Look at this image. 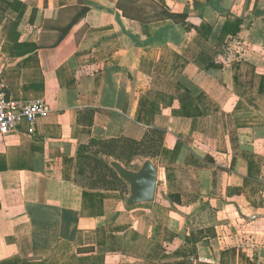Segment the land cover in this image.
I'll list each match as a JSON object with an SVG mask.
<instances>
[{
    "label": "crops",
    "instance_id": "0c3cea01",
    "mask_svg": "<svg viewBox=\"0 0 264 264\" xmlns=\"http://www.w3.org/2000/svg\"><path fill=\"white\" fill-rule=\"evenodd\" d=\"M0 87L48 106L0 136V264H264V0H0ZM152 131L153 202L76 179Z\"/></svg>",
    "mask_w": 264,
    "mask_h": 264
},
{
    "label": "trees",
    "instance_id": "16d2710c",
    "mask_svg": "<svg viewBox=\"0 0 264 264\" xmlns=\"http://www.w3.org/2000/svg\"><path fill=\"white\" fill-rule=\"evenodd\" d=\"M122 8L123 13L127 14L126 9L123 5H119ZM148 8L151 10V14L148 16L145 13L143 20L145 21H163V20H171L176 24H183L188 20V15L186 13L176 14L171 13L165 10L160 5L150 2L148 3ZM163 132L162 131H152L146 134L144 138L138 141H132L134 144L142 145L147 148V150H151V152H147L145 158L154 159L158 156L162 143H163ZM120 140H124L120 139ZM120 140H111V141H97L92 140L88 145H83L80 147V150L77 155V166H76V179L78 178L80 182L84 185V187H91L93 188L95 185H103L108 189H119L122 192L128 193L126 183L118 176V174L112 168L109 171L108 177H110L109 181L105 178L107 175L100 174L98 171L96 172L94 169H89L84 165V162L87 161L89 158L88 151L90 150L91 146H104L106 144H111L114 142H119ZM171 200L176 204L180 203L179 196H172ZM126 264H158V263H142V262H133V263H126ZM159 264H193V262L189 259L173 262V263H159Z\"/></svg>",
    "mask_w": 264,
    "mask_h": 264
},
{
    "label": "rangeland",
    "instance_id": "374dc122",
    "mask_svg": "<svg viewBox=\"0 0 264 264\" xmlns=\"http://www.w3.org/2000/svg\"><path fill=\"white\" fill-rule=\"evenodd\" d=\"M131 140L124 138V140L104 146H91L88 151L89 159L84 162V165L90 170L101 171L100 174L105 173L106 175H109V171L112 169V162H118L127 169L138 171L144 162L149 160L145 156L151 150H147L142 145L134 144ZM108 175L105 179L109 181L110 177Z\"/></svg>",
    "mask_w": 264,
    "mask_h": 264
},
{
    "label": "built area",
    "instance_id": "2783aa9c",
    "mask_svg": "<svg viewBox=\"0 0 264 264\" xmlns=\"http://www.w3.org/2000/svg\"><path fill=\"white\" fill-rule=\"evenodd\" d=\"M47 113L48 106L43 101L17 102L0 87V136L17 133L20 124L24 121L29 126V134H34L37 121Z\"/></svg>",
    "mask_w": 264,
    "mask_h": 264
},
{
    "label": "water",
    "instance_id": "95a60500",
    "mask_svg": "<svg viewBox=\"0 0 264 264\" xmlns=\"http://www.w3.org/2000/svg\"><path fill=\"white\" fill-rule=\"evenodd\" d=\"M111 167L129 186L130 195L127 200L129 206L154 201L157 173L150 160L145 161L138 171H130L118 162H112Z\"/></svg>",
    "mask_w": 264,
    "mask_h": 264
}]
</instances>
